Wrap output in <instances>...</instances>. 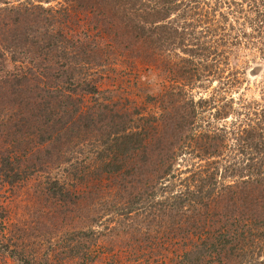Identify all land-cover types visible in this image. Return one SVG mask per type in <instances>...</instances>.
<instances>
[{
  "label": "trees",
  "instance_id": "trees-1",
  "mask_svg": "<svg viewBox=\"0 0 264 264\" xmlns=\"http://www.w3.org/2000/svg\"><path fill=\"white\" fill-rule=\"evenodd\" d=\"M44 1L6 0L0 6V14L8 13L10 34L2 40L11 62L31 54L35 65L11 76L18 100H25L18 108L32 118L19 110L11 120V144H31L35 163L25 170L11 161L12 151L0 154L1 168L14 173L9 178L0 170V183L11 186L0 202V259L94 264L95 247L105 241L108 253L126 252L138 262L147 249L170 258L162 264H264V87L261 102L221 96L220 90L230 93L240 83L226 67L229 48L241 43L203 35L210 2L62 0L45 7ZM213 1L209 14L220 30L238 25L239 38L248 35V26L264 59V0ZM75 20L101 37L83 65L79 55L84 57L86 44L64 35V26ZM56 58L68 70H43ZM130 58L169 69L176 86L155 98L146 95L142 103L85 100L100 92L103 77L109 81L96 69ZM202 78L219 81L220 104L212 118L223 121L234 112L231 126L205 122L202 105L211 101L187 96L185 85ZM24 87L32 90L22 98ZM63 93L82 98L64 102ZM32 123L35 128L26 131ZM180 157L197 163L176 167ZM225 179L234 181L221 183ZM16 184L23 185L15 191ZM15 203L23 206L13 210Z\"/></svg>",
  "mask_w": 264,
  "mask_h": 264
},
{
  "label": "rangeland",
  "instance_id": "rangeland-1",
  "mask_svg": "<svg viewBox=\"0 0 264 264\" xmlns=\"http://www.w3.org/2000/svg\"><path fill=\"white\" fill-rule=\"evenodd\" d=\"M24 0H21V2ZM44 1V0H43ZM6 2V0L0 1L1 8H4L2 3ZM47 2V3H46ZM49 2V3H48ZM60 2L62 4V0H46L44 1L45 7L55 6L57 3ZM210 2V5H207L204 7V10L208 12L209 17L211 20L209 21L208 17V23H205L204 26V33L203 35H208V39H212L214 41H217L219 38H224L226 40H230L232 42V39H235L234 41H239L241 43L240 46L231 47L230 53L228 54L229 61L227 60L229 71L234 76H237V85L236 87L231 89L230 93H225L220 90L221 96H228L229 101L230 99H234V101L238 100L239 97H243L245 101L251 102L253 100L261 102V91L264 87V59H262V56L259 52V45L258 41L259 39L253 38V32L254 30H251L250 28H246V33L248 34L246 37L239 35L238 29L240 28L238 25H235L236 29H229L227 30H220V23H217L218 18L217 17H211L209 14L211 11H209L210 7L215 8V4L213 0H206V4ZM225 10L221 9V12ZM5 14H0V154L5 155L8 152H11L10 158L11 161L20 162L17 166L22 167L25 170L30 169L32 165L35 163V150L31 149V144L23 145L18 148H16L13 144H11V140H15V129H13V126L15 125L13 121L15 118L19 115V110L21 112L23 109L18 108V103L25 100H18L17 92H15L14 86H12V75L15 73L20 72L18 68H26L27 70L34 67L35 65L31 64L29 62V55L26 56L24 59L25 61H21L19 63H12L11 62V54L9 48L7 49L3 43V39L6 40L5 37L10 34L9 30L10 28H7L5 25L7 23V20L4 22V18L8 15L7 12H3ZM243 18V17H242ZM241 18V20H242ZM77 20L69 22L66 26H64V35L68 38H71L72 40H80V42L86 44L83 46L84 51V57L79 55V64L83 65L84 58L86 60H89L91 57V52H93L92 48L90 46L96 45L97 42H99V38H101L96 31H92L94 28L92 25H84L82 22H78ZM199 32H201L202 29H197ZM197 31V32H198ZM200 34V33H198ZM82 50V51H83ZM92 50V51H91ZM112 50L105 49L104 52L109 53ZM78 51L70 52L71 55H76ZM86 53H88L86 55ZM110 54V53H109ZM47 53H45V57ZM108 55V54H107ZM106 58L109 57V55ZM122 57V55H120ZM120 57V58H121ZM125 56H123V60ZM177 57L171 56L169 58V61L174 62ZM118 59V58H117ZM116 57L113 59L114 61L117 60ZM140 58H130L128 63H122L120 66V60L118 61V64L114 66H108L104 71L100 69H96L98 72H100V76H106L109 81H104L105 77H103V80L99 81L98 86L100 89V92L97 95H88L85 97V100H121L126 101L130 100L133 102L142 103L145 100L146 95L152 96V98H155L159 95L164 94L167 90H169L172 86H176L173 84V82L170 80L171 77H173V73L169 72V69L161 68V67H152L149 65H144L140 61H138ZM65 60H59L56 58L54 62L48 63V65L43 67V70L46 68H50L51 73L57 74L59 72H63L65 70H68V66L62 67V64H65ZM168 61V62H169ZM132 65V66H131ZM86 66H84V69ZM22 69V70H23ZM38 69L37 66L35 70ZM112 69V71L115 70V72H110L108 75L106 73V70ZM42 70V71H43ZM95 71V72H97ZM117 73V74H116ZM228 73H226L223 77H226ZM100 80V79H99ZM212 80V81H211ZM211 81V82H210ZM185 91L187 93V96H190L193 98L195 102L199 101H211L210 104H203L202 105V117L204 118L205 122L207 120L210 121L211 124H214L216 127L223 126L227 124L228 126H231V124L235 121L234 120V112L233 114L229 116L228 119L225 120H215L212 118V114H214L216 111L213 109V106H218L217 104H220L218 102V95H220L219 92V81H217V78H211L209 80H204L202 78V81L200 82H190L185 85ZM32 90L30 88H23L21 89L22 92ZM78 94V95H77ZM76 98H70V96H67L63 93L62 99L64 102L68 101V98L70 100H76L82 98L81 93H77ZM26 96V93L19 97ZM211 98H214L211 99ZM61 99V100H62ZM205 99H211V100H205ZM17 100V101H16ZM168 101V100H167ZM232 105V102H231ZM238 109L235 107V110ZM23 115L25 118L32 119L31 116H29V111L24 110ZM206 124V123H205ZM32 128H35L34 123L31 125H28L26 128V131L30 132L33 130ZM24 144V143H23ZM33 146V145H32ZM28 151L33 154V157L29 156L27 153ZM28 155V156H27ZM29 157V158H28ZM184 159H187L186 161H182L181 157L176 162V167L178 165L184 166H192L191 164H196V160L191 159V161H188L189 158L184 157ZM195 162V163H194ZM204 164V163H201ZM0 170L3 172L1 174H5L7 176H10L9 178H13L14 173H10L7 170H3L0 165ZM31 170V169H30ZM0 171V172H1ZM3 177H1V180ZM11 180V179H10ZM32 180V179H31ZM234 181V179H225L222 180L221 183L224 184H230ZM35 183V182H32ZM23 184H16L14 186V190L16 191V188L18 186H22ZM11 188L8 184L2 185L0 183V202L5 201V198L9 195L8 190ZM23 189L17 190V194L21 195L20 192H23ZM18 203H15L12 207L13 210H17L19 207H22L23 205L19 206ZM17 207V208H16ZM105 220V219H104ZM104 225V224H103ZM102 227H100L101 229ZM104 241V240H103ZM95 256H94V264H109L111 262H115V264H145V260L150 261L151 264H162V260H169L170 258H163L156 255L154 252L152 253L150 250L142 249L139 254V258L142 260L137 261L136 256H130L129 253L126 252H118L116 253H108L107 249V242L104 241L103 245H98V247H95ZM163 253L167 252L162 250ZM114 254L115 258L112 259L111 256ZM101 258V259H99ZM138 258V259H139ZM144 259V260H143ZM0 264H12V261L8 259H0ZM69 264V263H67Z\"/></svg>",
  "mask_w": 264,
  "mask_h": 264
}]
</instances>
